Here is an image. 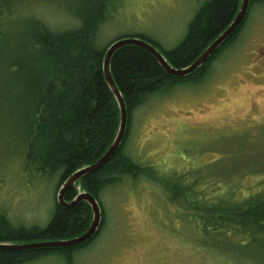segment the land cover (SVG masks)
<instances>
[{
	"label": "rangeland",
	"instance_id": "obj_1",
	"mask_svg": "<svg viewBox=\"0 0 264 264\" xmlns=\"http://www.w3.org/2000/svg\"><path fill=\"white\" fill-rule=\"evenodd\" d=\"M206 1L0 0V211L14 225L49 224L62 176L39 173L24 158L28 121L18 112L24 99L17 106L15 96L25 84L15 85L7 71L22 51L14 41L29 31L24 23L37 18L60 33L80 29L84 13L108 15L98 34L102 47L136 38L169 51ZM123 153L149 167L153 178H126L103 191L101 231L71 264H254L244 248L200 233V224L188 219V201L243 205L264 196V5L249 10L208 75L156 93L134 111ZM26 264L69 263L53 254Z\"/></svg>",
	"mask_w": 264,
	"mask_h": 264
},
{
	"label": "trees",
	"instance_id": "obj_2",
	"mask_svg": "<svg viewBox=\"0 0 264 264\" xmlns=\"http://www.w3.org/2000/svg\"><path fill=\"white\" fill-rule=\"evenodd\" d=\"M241 3L242 0H207L190 22L182 43L173 50H161L168 63L175 68L192 64L230 25ZM255 5H264V0H250L248 12ZM247 15L222 47L188 77L169 75L152 54L140 47L125 46L114 54L111 71L128 112L125 136L103 167L84 176L65 193L66 201L70 202L78 195L80 187L99 201L102 209L99 231L87 242L74 247L0 251V264H26L53 254L63 256L71 264L74 255L97 238L104 220L99 200L103 191L126 178H153L149 167L123 153L134 111L156 93L167 92L179 83L199 81L208 75L214 60L240 35ZM79 17L80 29L60 33L50 31L37 18L29 22L30 25L24 23L29 31L16 33L14 41L15 50L22 49L21 54L17 50V60L10 62L7 69L15 85L25 84L23 95L15 96L17 106L18 99H24L23 111L18 112L24 113L28 121L24 158L39 173L49 175L62 171L60 187L69 176L93 164L108 151L120 125L119 105L103 71L106 49L111 43L105 47L98 43L100 26L108 15L92 18L84 13ZM4 36L0 32V37ZM23 68H26L24 72ZM181 195L182 191L178 190L175 198ZM204 199L191 196L188 201V219L200 224V233L214 237L220 244L244 248L246 258H253L254 264H264V196L243 205L225 199ZM92 216L87 202L71 208L57 202L49 224L39 228L14 225L7 214L0 211V243L75 238L89 229ZM229 247L232 252L233 248Z\"/></svg>",
	"mask_w": 264,
	"mask_h": 264
},
{
	"label": "water",
	"instance_id": "obj_3",
	"mask_svg": "<svg viewBox=\"0 0 264 264\" xmlns=\"http://www.w3.org/2000/svg\"><path fill=\"white\" fill-rule=\"evenodd\" d=\"M250 0H242L240 10L235 16L234 20L230 25L208 46V48L189 66L184 68H175L171 66L166 57L161 53V51L155 47L153 44L136 38L118 39L112 42L106 49L105 58L103 62V71L105 80L111 89L113 95L115 96L119 109H120V125L117 135L108 149V151L93 164L83 167L69 176L61 185L58 194L57 202L65 207L71 208L80 202H87L92 209L93 219L89 229L83 234L71 239H61L52 241H42L33 242L26 244L17 243H0V251H25L31 249H52V248H69L77 245H81L88 240H90L100 229L102 223V209L99 201L89 192L82 191L72 201H66L65 193L74 186L78 181H80L84 176L89 175L101 167H103L116 153L122 144L123 138L126 133L128 125V112L123 99V96L119 89L117 88L116 82L113 78L111 71V62L114 54L121 48L125 46H136L140 47L150 54H152L159 64L166 70V72L174 77L184 78L195 73L203 64L209 60L216 51L222 47V45L239 29L241 24L246 18L249 9Z\"/></svg>",
	"mask_w": 264,
	"mask_h": 264
},
{
	"label": "bare ground",
	"instance_id": "obj_4",
	"mask_svg": "<svg viewBox=\"0 0 264 264\" xmlns=\"http://www.w3.org/2000/svg\"><path fill=\"white\" fill-rule=\"evenodd\" d=\"M162 53V52H161ZM163 54V53H162ZM164 55V54H163ZM207 62V61H206ZM125 102V101H124ZM126 105V104H125Z\"/></svg>",
	"mask_w": 264,
	"mask_h": 264
}]
</instances>
